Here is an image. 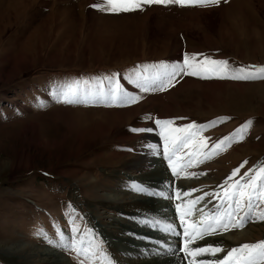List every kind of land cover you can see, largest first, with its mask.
<instances>
[{
	"label": "rangeland",
	"instance_id": "rangeland-1",
	"mask_svg": "<svg viewBox=\"0 0 264 264\" xmlns=\"http://www.w3.org/2000/svg\"><path fill=\"white\" fill-rule=\"evenodd\" d=\"M257 1L153 4L113 14L92 7L105 0H0V264H53L54 257L44 258L45 252L58 256L62 264H78L74 253L35 235L40 229L53 238L61 228L67 232L70 213L82 233L87 236L92 229L96 239L106 243L115 264H132L138 260L132 250L142 247H133L130 239L149 244L127 235L132 233L129 227L149 229L131 218L160 208L156 198L133 194V182L173 196L165 199L172 216L157 215L161 229L171 223L182 230L176 204L182 210L191 207L189 224L201 213L209 218L225 211L219 200L205 193L220 192L218 186L244 161L241 174L264 166V79L218 78L243 75L231 69L264 67V0ZM207 15L215 19L213 25L206 22ZM185 54L186 72L196 75L182 73L165 90H143L140 85L152 87V79L164 71L160 65L170 71L183 64ZM205 58L227 61L229 71H213ZM60 72L81 74L63 81L47 77ZM112 74L130 97H138L134 103L85 106L55 102L50 96L58 82L93 80V86L101 87L100 79ZM82 75L93 77L81 80ZM44 81L50 86L48 103L23 104L26 93L21 95L19 88ZM157 119L171 124L158 126ZM213 121L215 127L200 134L210 138L209 146L242 127L244 138L234 137L226 151L185 169L180 178L172 177L163 159L164 137L171 148L173 140L184 135L173 129ZM147 128L152 131H131ZM194 151L205 150L194 141L176 155L186 163L187 154ZM135 160L142 166L128 167ZM201 196L199 203L189 204ZM144 236L162 237L157 231ZM204 240L225 250L262 242L264 220L257 211L242 228ZM174 241L183 247L184 239ZM180 257L186 264L184 253Z\"/></svg>",
	"mask_w": 264,
	"mask_h": 264
},
{
	"label": "snow or ice",
	"instance_id": "snow-or-ice-1",
	"mask_svg": "<svg viewBox=\"0 0 264 264\" xmlns=\"http://www.w3.org/2000/svg\"><path fill=\"white\" fill-rule=\"evenodd\" d=\"M227 3V0H224ZM220 0H105L103 4H94L92 7L107 11L113 14L120 12H129L133 10H142L143 5H163L167 6L175 4L179 6H214L219 5ZM189 63L187 54L184 56L182 65H173L171 70H168L167 65H160L163 72H158L152 79V87H143L144 91L165 90L167 87L172 86L173 81L182 73L189 75H196V72H186V67ZM197 63H200L197 61ZM204 63L213 66L212 70L217 72H228V62L225 60H209L204 59ZM148 67H157L156 65H145ZM251 67V66H250ZM233 72H239L243 75L219 76L218 78L230 79H264V67L247 71L244 67L239 69H231ZM256 73H259L258 76ZM103 77L106 79L110 87L105 90L100 86H93L91 82H58L50 91V96L55 102H63L67 104H83L85 106H124L128 103H134L138 97H130L125 92L120 84L115 81L114 77ZM139 79V77H137ZM207 78V77H203ZM37 104L41 101L37 100ZM48 102L44 101L41 106L46 105ZM156 125H169L171 121H161L157 119ZM250 125L252 122H247ZM216 122H209L205 125H197L194 122L189 123L183 128L173 129L174 132L183 133L184 135L176 137L171 148L168 144V138L165 139V148L163 152V159L168 162L167 167L171 169V175L175 178H180L181 173L185 169L204 163L211 160L213 157L226 151L233 143L234 137L242 140L246 129L244 127L237 130L234 136H227L217 140L214 144L209 146L208 140L210 138L201 136L200 134L211 127H215ZM133 132H151V128L147 129H131ZM163 135V133H161ZM197 142L201 149L205 151H194L188 153V159L185 163L182 157L176 154L181 148H187L190 143ZM210 148V150H209ZM200 157H203L202 159ZM178 163H173V160ZM247 161L233 169L231 174L226 178L224 184L219 185L220 192L205 193L212 198L220 201L221 206H225V211L217 212L209 218L201 219L199 224H189L187 218L191 215V207L188 210H182L181 204L175 205V214H178L180 225L183 226V233L178 232L176 228L168 223L166 228H159L160 219L157 213L138 214L133 217V221L138 227L149 229L150 231L160 232L162 237L172 235L175 237L184 238L183 247L173 248L168 245L165 248L166 241L164 239L150 240L147 236H137L135 233H127L137 239L148 241L151 248L138 249L137 259L148 258L150 256L164 258L167 256H175L178 252H183L184 257L188 259V264H264V241L255 244H242L237 247H231L227 250L219 244H206L204 246L191 247L190 245L194 240H204L205 237L216 235L224 231H230L233 228H242L250 215L256 214L259 211V219L264 220V210H260V205L264 204V166L258 169H249L248 172L241 174L240 169L244 167ZM179 169V170H178ZM189 176H195L194 173H189ZM167 186V185H166ZM131 191L135 195H142L148 198L167 199L172 200L173 196L166 194L163 191H156L150 186L133 182ZM195 191V189L191 190ZM184 196L189 195L188 192L183 193ZM180 192L175 194V198L179 199ZM203 200V196L197 197L195 200L190 201V205H194ZM166 206H161L164 208ZM74 211V210H73ZM72 213L66 217V222L71 221L68 225V231L65 232L63 228L56 233L55 238L50 236L45 229L37 230L35 235L37 238H43L50 246L66 253L75 254V259L78 264H115L114 259L110 252L107 251L106 243L102 240L96 239V233L92 229L87 230V236L80 231V228L72 220ZM79 218V214H76ZM179 244V241L177 242ZM163 250V251H162ZM220 253H224L222 256ZM199 258V259H197Z\"/></svg>",
	"mask_w": 264,
	"mask_h": 264
},
{
	"label": "bare ground",
	"instance_id": "bare-ground-1",
	"mask_svg": "<svg viewBox=\"0 0 264 264\" xmlns=\"http://www.w3.org/2000/svg\"><path fill=\"white\" fill-rule=\"evenodd\" d=\"M255 1H257V0H255ZM212 18H210L208 15L206 16L205 20L208 23V25L209 24L210 25L214 24L215 19H212ZM141 166H142V163L137 161V160L129 163V165H128V167H132V168H139ZM155 172H157L158 175L161 173V171L159 169H156ZM153 189H156V188H153ZM120 198H122V197H120ZM149 202L151 203V201H149ZM156 202H159V207H160L159 208L160 212L157 213V215L162 214L163 216H166V217L168 215L172 216L168 212L170 205L167 203V201H165V199H163V198L157 199ZM162 205L166 206V207L161 208ZM205 216L206 215H203L201 213L197 217H195L194 219L192 218L193 219L192 222L195 225H197V224H199L201 219H205ZM167 218L169 219V217H167ZM177 225L179 226V224H177ZM129 230H130V232L136 233V234H138L140 236H144V235L150 234L149 230L141 231V230H137V229H135L134 227H131V226L129 227ZM178 232L183 233V228H182V230L179 229ZM177 238L180 239V240L184 239L182 235L180 237H175V236L174 237H169L167 235L166 237H160L159 239H164L166 241V243H165V247L166 248H167L168 245H171L173 248H175V247H180V245L177 244V242L174 241ZM210 238H212V237H210ZM219 238H221V236H218V237L213 238V239H219ZM130 242L133 244V247H142V248L147 247L149 249L151 248V245H147L145 243H136V241L131 240V239H130ZM194 242H196L197 244H191L190 245L191 247H195V246H198V245L199 246H204V245L208 244L207 241L205 243V240H194ZM134 243H136V244H134ZM166 248H164L163 250H166ZM124 249H126L128 251L130 250V249L126 248V247H124ZM132 251H133V253H132L133 256L138 255V249H135V250H132ZM182 253L183 252H178L175 256H167V257H164V258H158V257L155 258L154 256H150L148 258H141V259H138V260H133L132 264H182V261L180 259L181 258L180 254L182 255ZM43 256H44V258H48V259H50L49 257H54V259L52 261L50 260L51 263H53V264H62V260L58 256H56L55 254H53L51 252H45V253H43ZM188 259H190V258H188ZM197 259H199V258H197ZM186 264H188V261L186 262Z\"/></svg>",
	"mask_w": 264,
	"mask_h": 264
},
{
	"label": "trees",
	"instance_id": "trees-1",
	"mask_svg": "<svg viewBox=\"0 0 264 264\" xmlns=\"http://www.w3.org/2000/svg\"><path fill=\"white\" fill-rule=\"evenodd\" d=\"M138 65H140V64H138ZM135 66H137V65H135ZM80 74L81 73H78V72H69V73L60 72V73L48 74L47 77H54V81H59V80L63 81V80H69V79L75 78V76L80 75ZM91 77H93V76L89 75V77H87L85 75H82L80 79L81 80H88ZM100 80H101V87H103L104 89H108L109 88V87L107 88L108 81L103 79V78H101ZM92 81L93 80H91L89 82H92ZM116 81L120 84L122 89L125 88L123 83L119 79ZM46 82L47 81H44L41 83H35V84L29 85L27 87L22 86L21 88H19L21 95L23 93H26L25 96L22 95L23 99L26 98L25 100H22V103L23 104L27 103V106H29L30 104H34L37 100L41 101V103H43L44 101H48V97H46V94H47V91H49L50 86ZM10 113H12V112L10 111Z\"/></svg>",
	"mask_w": 264,
	"mask_h": 264
}]
</instances>
